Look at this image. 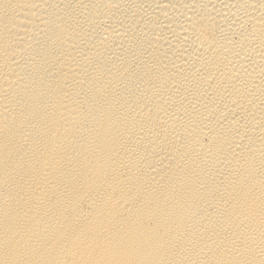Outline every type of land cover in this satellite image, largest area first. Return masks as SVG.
I'll return each instance as SVG.
<instances>
[{
	"label": "bare ground",
	"instance_id": "obj_1",
	"mask_svg": "<svg viewBox=\"0 0 264 264\" xmlns=\"http://www.w3.org/2000/svg\"><path fill=\"white\" fill-rule=\"evenodd\" d=\"M0 264H264V0H0Z\"/></svg>",
	"mask_w": 264,
	"mask_h": 264
}]
</instances>
